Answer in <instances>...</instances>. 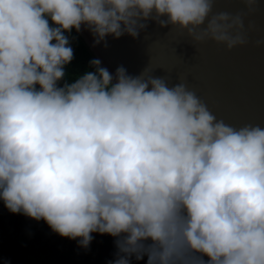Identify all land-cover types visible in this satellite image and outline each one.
<instances>
[{
    "label": "clouds",
    "instance_id": "1",
    "mask_svg": "<svg viewBox=\"0 0 264 264\" xmlns=\"http://www.w3.org/2000/svg\"><path fill=\"white\" fill-rule=\"evenodd\" d=\"M214 3L0 0V200L9 212L85 249L92 233L121 237L114 264L133 255L264 264V127L226 124L185 84L123 66L113 75L99 59L58 86L74 58L64 33L82 24L95 43L135 38L153 18L198 41L244 45L241 15L213 14Z\"/></svg>",
    "mask_w": 264,
    "mask_h": 264
},
{
    "label": "water",
    "instance_id": "2",
    "mask_svg": "<svg viewBox=\"0 0 264 264\" xmlns=\"http://www.w3.org/2000/svg\"><path fill=\"white\" fill-rule=\"evenodd\" d=\"M221 11L241 15L244 45L229 50L211 39L198 41L187 30L162 27L153 18L142 21L146 27L135 38L108 35L100 43L87 25L79 32L73 29L92 58L113 75L123 66L130 76L161 78L170 87L183 83L218 120L237 128L264 127V43H258L264 41V0L252 6L215 0L213 14Z\"/></svg>",
    "mask_w": 264,
    "mask_h": 264
},
{
    "label": "trees",
    "instance_id": "3",
    "mask_svg": "<svg viewBox=\"0 0 264 264\" xmlns=\"http://www.w3.org/2000/svg\"><path fill=\"white\" fill-rule=\"evenodd\" d=\"M49 23L52 24L50 19ZM64 34L69 38L74 58L65 65L59 87L74 83L87 71H95L90 64L93 58L74 29ZM92 236L88 248L79 247L78 240L61 237L44 220L9 212L0 200V264H114L119 258L116 241L121 237L99 233ZM144 243L150 244L151 240ZM203 259L207 261L208 257ZM147 260V255L140 260L135 255L129 258L130 264H147Z\"/></svg>",
    "mask_w": 264,
    "mask_h": 264
}]
</instances>
